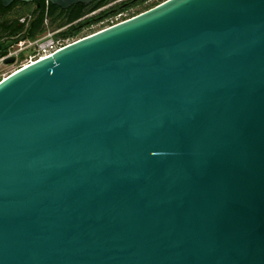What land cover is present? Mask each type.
I'll return each mask as SVG.
<instances>
[{"label":"water","instance_id":"95a60500","mask_svg":"<svg viewBox=\"0 0 264 264\" xmlns=\"http://www.w3.org/2000/svg\"><path fill=\"white\" fill-rule=\"evenodd\" d=\"M0 264H264V0H165L0 80Z\"/></svg>","mask_w":264,"mask_h":264},{"label":"built area","instance_id":"2783aa9c","mask_svg":"<svg viewBox=\"0 0 264 264\" xmlns=\"http://www.w3.org/2000/svg\"><path fill=\"white\" fill-rule=\"evenodd\" d=\"M123 1L125 0H117L115 2L107 4L85 15L78 21L74 22L73 25L81 22L86 18L94 17L99 13H101L102 11L108 9L112 5ZM139 13H141V11L138 12L137 9L130 8L118 13L107 15L90 25H86L82 27L81 30L77 32L75 35L64 36V33L67 31L68 27L70 26V25L67 26L65 25L60 28L47 29L46 31L36 35L33 38H26L25 40L18 42L14 49L10 50L9 52L3 54L0 57V64L6 63V60L8 59H13L14 61L13 65L16 67L12 72L4 75L2 79L15 71L22 69L27 65H30L41 59L51 56L53 53L59 51L60 49L66 47L71 43H74L80 39L88 37L94 33L100 32L106 28L117 25L123 21H126L138 15Z\"/></svg>","mask_w":264,"mask_h":264},{"label":"flooded vegetation","instance_id":"af4514ba","mask_svg":"<svg viewBox=\"0 0 264 264\" xmlns=\"http://www.w3.org/2000/svg\"><path fill=\"white\" fill-rule=\"evenodd\" d=\"M42 2V0H33L27 3L15 1L7 7H3L0 0V47L6 43L8 44L6 48L0 51L1 56L16 47L18 42L14 43L15 41L20 38H23L21 41L30 38L31 32L35 31V23L38 19L39 13H41L42 10L47 12L48 3L46 2L44 8H42ZM76 6V8H80L79 4H76ZM92 6L93 3L84 6V10H88ZM68 10L69 8L65 10L60 9L59 12L62 16H60L55 22L46 16L42 25V30L56 28L57 24H61L65 20L63 15ZM68 25H70L68 27V29H70L73 26V23ZM13 64L14 61L11 64L3 63L4 66H14Z\"/></svg>","mask_w":264,"mask_h":264},{"label":"trees","instance_id":"16d2710c","mask_svg":"<svg viewBox=\"0 0 264 264\" xmlns=\"http://www.w3.org/2000/svg\"><path fill=\"white\" fill-rule=\"evenodd\" d=\"M42 1L43 2L41 4V7L44 8L46 1L45 0H42ZM115 1H117V0H94L93 6L88 10H84V6L82 4H79L80 8H76L77 6L73 5L63 15L65 20L61 24H57L56 28H60V27H63L65 25L72 24V23L78 21L79 19H81L82 17H84L85 15L89 14V12H93V11H95V10H97V9L107 5V4L115 2ZM146 1L147 0H125V1L120 2V3H116V4L112 5L111 7H109L108 9L99 13L97 16L86 18V19L82 20L81 22L73 25L70 29H68L64 33V36L75 35L77 32H79L81 30L82 27H84L86 25H90V24L98 21L99 19L107 16V15L118 13V12L130 9V8H134V7L138 6L139 4L141 5V4L145 3ZM59 11H60V8L48 3L47 12H45V10H42V12L39 13L38 19L36 20V23H35V26H36L35 31L31 32L30 38H33L36 35H38L44 31V30H42V25L44 23L46 16L51 18V20H53L54 22L60 16H62V14Z\"/></svg>","mask_w":264,"mask_h":264},{"label":"rangeland","instance_id":"374dc122","mask_svg":"<svg viewBox=\"0 0 264 264\" xmlns=\"http://www.w3.org/2000/svg\"><path fill=\"white\" fill-rule=\"evenodd\" d=\"M165 0H147L145 3L143 4H139L138 6L134 7V9H137L138 12H143L144 10H146L147 8H152L154 6H156L157 4L163 2ZM51 29V28H48ZM47 29H45L44 31H46ZM43 31V32H44ZM16 67L15 66H4L3 64H0V80H2V77L6 74H9L10 72H12Z\"/></svg>","mask_w":264,"mask_h":264}]
</instances>
